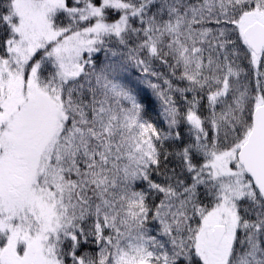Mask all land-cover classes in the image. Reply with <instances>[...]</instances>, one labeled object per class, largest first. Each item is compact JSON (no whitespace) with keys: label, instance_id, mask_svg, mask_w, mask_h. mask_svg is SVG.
Listing matches in <instances>:
<instances>
[{"label":"snow or ice","instance_id":"obj_1","mask_svg":"<svg viewBox=\"0 0 264 264\" xmlns=\"http://www.w3.org/2000/svg\"><path fill=\"white\" fill-rule=\"evenodd\" d=\"M0 264H264V0H0Z\"/></svg>","mask_w":264,"mask_h":264}]
</instances>
